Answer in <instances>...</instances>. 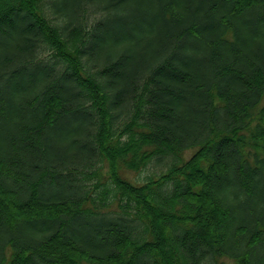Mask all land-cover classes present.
<instances>
[{
	"label": "trees",
	"instance_id": "obj_1",
	"mask_svg": "<svg viewBox=\"0 0 264 264\" xmlns=\"http://www.w3.org/2000/svg\"><path fill=\"white\" fill-rule=\"evenodd\" d=\"M228 260L264 264V0H0V264Z\"/></svg>",
	"mask_w": 264,
	"mask_h": 264
},
{
	"label": "rangeland",
	"instance_id": "obj_2",
	"mask_svg": "<svg viewBox=\"0 0 264 264\" xmlns=\"http://www.w3.org/2000/svg\"><path fill=\"white\" fill-rule=\"evenodd\" d=\"M193 153L192 150L187 151V157H190L191 154ZM160 169V166H157L156 164L152 163L150 164L147 168H145L144 170L140 171V172H129L126 173L129 175V177L136 183L141 184L142 182H144V179L146 177V175L149 174H156ZM108 167H106L104 169V172L107 173ZM157 171V172H156ZM125 174V173H124ZM229 264H237L236 261H232V260H228Z\"/></svg>",
	"mask_w": 264,
	"mask_h": 264
}]
</instances>
